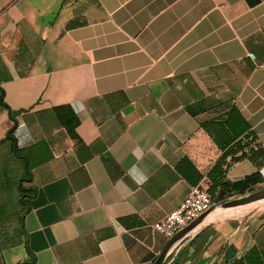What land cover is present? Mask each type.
<instances>
[{
    "label": "crops",
    "instance_id": "obj_1",
    "mask_svg": "<svg viewBox=\"0 0 264 264\" xmlns=\"http://www.w3.org/2000/svg\"><path fill=\"white\" fill-rule=\"evenodd\" d=\"M0 87L1 264H151L153 222L225 148L201 122L230 105L245 155L212 174L264 181V0H0ZM263 205L207 219L161 264H243Z\"/></svg>",
    "mask_w": 264,
    "mask_h": 264
},
{
    "label": "trees",
    "instance_id": "obj_2",
    "mask_svg": "<svg viewBox=\"0 0 264 264\" xmlns=\"http://www.w3.org/2000/svg\"><path fill=\"white\" fill-rule=\"evenodd\" d=\"M0 105L4 108H8L2 100L1 87ZM9 118L11 119V124L6 129L4 138L9 139L13 152L17 153L14 144V137L12 135L13 128L15 127V121L11 118V116H9ZM201 123L203 127L212 134L217 144L221 147H225L214 164L211 166L210 170L207 172L208 177L211 180V183L207 187V191L209 192L211 198L217 201L232 194L242 193L250 189L261 179L258 171H252L234 180H227L219 173L217 174L219 175L217 178L212 174V172H217V169L220 168L221 164L225 163L224 159L226 155H229V161L238 159L245 155V152L241 149L242 145H239L238 143L234 144V148L226 147L230 141L240 135L248 127L247 122L240 115L237 108L234 105H230L224 116ZM68 129H70V127H68ZM212 131H215V133H212ZM237 150H239V153L235 154ZM240 258L242 259L243 264H262L264 262V245L260 248L250 246L240 255Z\"/></svg>",
    "mask_w": 264,
    "mask_h": 264
},
{
    "label": "built area",
    "instance_id": "obj_3",
    "mask_svg": "<svg viewBox=\"0 0 264 264\" xmlns=\"http://www.w3.org/2000/svg\"><path fill=\"white\" fill-rule=\"evenodd\" d=\"M212 204V198L207 188L199 184L190 186L182 200L174 209L166 212L153 222V227L159 230L167 239L177 229L184 226Z\"/></svg>",
    "mask_w": 264,
    "mask_h": 264
},
{
    "label": "water",
    "instance_id": "obj_4",
    "mask_svg": "<svg viewBox=\"0 0 264 264\" xmlns=\"http://www.w3.org/2000/svg\"><path fill=\"white\" fill-rule=\"evenodd\" d=\"M264 197V187L249 191L245 194H241L239 196L233 198H224L219 200L221 206L225 207H233L236 205L247 203L253 199ZM218 206V205H216ZM215 207V206H214ZM213 208V204L207 207L205 210L200 212L197 216L191 219L188 223H186L181 228L177 229L173 234H171L164 242L163 246L157 253L156 257L152 261L151 264H161L166 255L168 254L171 247L181 240L185 235H187L192 227H194L200 219L211 209Z\"/></svg>",
    "mask_w": 264,
    "mask_h": 264
},
{
    "label": "rangeland",
    "instance_id": "obj_5",
    "mask_svg": "<svg viewBox=\"0 0 264 264\" xmlns=\"http://www.w3.org/2000/svg\"><path fill=\"white\" fill-rule=\"evenodd\" d=\"M7 178H8V176H6ZM21 176H18L17 178H20ZM26 177V176H25ZM18 180V179H17ZM21 181H23V180H21ZM16 184H17V182H16ZM262 187H264V181H262V182H258V183H255L250 189H248V190H246V191H244V192H242V193H235V194H232V195H230V196H228V197H226V198H233V197H236V196H239V195H241V194H245V193H247V192H249V191H252V190H256V189H259V188H262ZM17 189H18V187H17ZM23 193H25V190H23L19 195H18V203H19V205H21L22 203L20 202L21 201V196H22V194ZM10 203H13L12 201H10ZM212 204H213V207L214 206H216V205H219L220 204V201L219 200H214V199H212ZM264 206V205H263ZM262 206V207H263ZM259 208H261V207H252V208H247V209H245V210H243V211H241V212H239V213H234V212H229V213H226L225 215H235V214H246V213H248V212H250V211H253V210H256V209H259ZM188 236V234L187 235H185L184 237H187ZM183 237V238H184ZM178 242H176L175 244H177ZM174 244V245H175ZM173 245V246H174ZM172 248V247H171ZM0 264H1V261H0Z\"/></svg>",
    "mask_w": 264,
    "mask_h": 264
},
{
    "label": "bare ground",
    "instance_id": "obj_6",
    "mask_svg": "<svg viewBox=\"0 0 264 264\" xmlns=\"http://www.w3.org/2000/svg\"><path fill=\"white\" fill-rule=\"evenodd\" d=\"M261 200H264V197H260V198H256V199H253V200H251V201H249V202H247V203H244V204H240V205H236V206H233V207H241V206H244V207H246V205H248L249 206V204H254V203H256V202H259V201H261ZM243 207V208H244ZM230 208H232V207H225V206H221V205H218V206H215V207H213V208H211L201 219H200V221L194 226V227H192L191 229H190V231H192V230H194L196 227H198L201 223H203L204 221H206L207 219H210L211 217H213V216H215L216 214H218V213H220V212H222V211H224V210H226V209H230ZM230 210H233V209H230ZM230 210H228V211H230ZM227 212V211H226ZM189 231V232H190Z\"/></svg>",
    "mask_w": 264,
    "mask_h": 264
},
{
    "label": "clouds",
    "instance_id": "obj_7",
    "mask_svg": "<svg viewBox=\"0 0 264 264\" xmlns=\"http://www.w3.org/2000/svg\"><path fill=\"white\" fill-rule=\"evenodd\" d=\"M136 171L139 173V177H140L139 183L142 184V183L146 182L148 179V176L143 171H140L139 169H136Z\"/></svg>",
    "mask_w": 264,
    "mask_h": 264
}]
</instances>
